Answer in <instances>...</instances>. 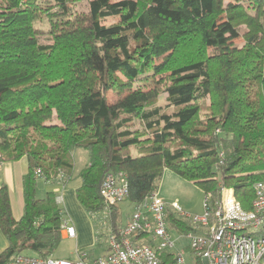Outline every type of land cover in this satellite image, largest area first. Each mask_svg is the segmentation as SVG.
Listing matches in <instances>:
<instances>
[{"label":"trees","instance_id":"16d2710c","mask_svg":"<svg viewBox=\"0 0 264 264\" xmlns=\"http://www.w3.org/2000/svg\"><path fill=\"white\" fill-rule=\"evenodd\" d=\"M44 18L48 44L35 27ZM150 78L154 89L135 88ZM109 92L120 99L110 103ZM77 150L89 163L76 200L114 232L119 205L107 212L100 192L109 174L127 177L133 210L166 170L212 194V206L232 189L251 210L264 183V0H0V163L29 167L20 220L0 187V264L27 251L53 257L65 213L55 190L37 197V181H71ZM172 217L167 210L173 227L192 230ZM161 258L176 264L173 252Z\"/></svg>","mask_w":264,"mask_h":264},{"label":"built area","instance_id":"2783aa9c","mask_svg":"<svg viewBox=\"0 0 264 264\" xmlns=\"http://www.w3.org/2000/svg\"><path fill=\"white\" fill-rule=\"evenodd\" d=\"M251 210H245L232 189H223L221 198L212 206V194L204 201V213L192 217L177 203L172 209L190 222L192 230L180 238L188 240L194 257L203 264H264V183L255 185ZM106 211L128 198L127 177L106 176L100 189ZM63 197L58 195L57 203ZM168 204L157 193L137 206L116 232L107 230L108 251L88 260L82 254L76 260L20 255L8 264H164L161 256L173 252L176 264H186L177 241L172 238L167 222ZM68 238H76V228L65 219L61 226ZM176 251V252H175Z\"/></svg>","mask_w":264,"mask_h":264},{"label":"rangeland","instance_id":"374dc122","mask_svg":"<svg viewBox=\"0 0 264 264\" xmlns=\"http://www.w3.org/2000/svg\"><path fill=\"white\" fill-rule=\"evenodd\" d=\"M225 5L231 2V0H224ZM75 9L79 12L86 11L89 7V1H82L77 3ZM113 21H109L106 24L109 25ZM35 27L42 30L43 35L40 38L41 43L48 44L50 30V23L47 18L40 19L35 23ZM246 32L245 27H241L236 35L234 43L238 47L244 45V34ZM150 78L148 81H139L135 84V88L149 91L154 89L155 83L158 80ZM107 98L110 103L117 102L120 97L109 92ZM167 95L162 94L159 97L158 105L166 107ZM136 128H140V123L137 122ZM89 163V154L84 150H77L74 153V175L73 179L65 184L63 189L64 198L66 200L60 206L63 208L65 213V219L69 221L70 225H74L76 228L77 236L76 239H69L61 241L59 247L54 252L53 257L58 259L76 260L79 255L84 254L88 260H92L105 255L108 251L107 241V220L102 217V214L92 215L85 211L76 200L75 192L81 184L79 175L81 171L86 168ZM60 187L59 184L48 183L43 179L37 181V197L42 199L49 191H54ZM158 196L167 202L168 210L173 214L172 219L177 221H188L184 219L180 214L172 209V203H177L180 206L182 212L192 217L201 216L204 213V201L205 194L203 191L188 181H184L177 177L170 170H166L163 174L159 189L157 191ZM69 206V208H68ZM120 217L119 222L125 224L128 217L133 212V206L128 200H124L119 204ZM172 221L168 222L169 231L172 238L177 241V250H181L186 259V264H203L201 260L194 257L193 253L189 249L188 240L180 238L184 234L182 228H176L172 226ZM176 252V251H175ZM24 255H31L29 251L23 252Z\"/></svg>","mask_w":264,"mask_h":264},{"label":"crops","instance_id":"0c3cea01","mask_svg":"<svg viewBox=\"0 0 264 264\" xmlns=\"http://www.w3.org/2000/svg\"><path fill=\"white\" fill-rule=\"evenodd\" d=\"M28 172H29V167H28V161L26 158H23L16 162L0 163V187H2L3 185H6L9 188L13 217L16 220H20L24 214V208H25L24 179L26 175L28 174ZM64 188H65V185L61 184L60 187L55 189V191L57 192L58 195L63 197V201L65 203L66 200L64 198V193H63ZM64 206L66 208V203ZM62 239L63 240H69V239L73 240L76 238H68L66 234L63 232ZM7 247H8L7 239L0 229V254L3 251H5ZM67 260H69V258H67Z\"/></svg>","mask_w":264,"mask_h":264}]
</instances>
